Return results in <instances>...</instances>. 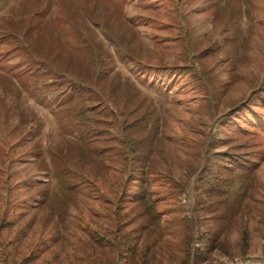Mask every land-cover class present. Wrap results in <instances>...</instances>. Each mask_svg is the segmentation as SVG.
<instances>
[{
	"label": "rangeland",
	"instance_id": "1",
	"mask_svg": "<svg viewBox=\"0 0 264 264\" xmlns=\"http://www.w3.org/2000/svg\"><path fill=\"white\" fill-rule=\"evenodd\" d=\"M0 264H264V0H0Z\"/></svg>",
	"mask_w": 264,
	"mask_h": 264
},
{
	"label": "trees",
	"instance_id": "2",
	"mask_svg": "<svg viewBox=\"0 0 264 264\" xmlns=\"http://www.w3.org/2000/svg\"><path fill=\"white\" fill-rule=\"evenodd\" d=\"M49 58L50 57L48 56V65H51L50 64L51 59L49 60ZM60 74L64 75V73H60ZM68 84H70V83H68ZM78 86L80 87L79 89L81 90V92L79 94L78 100H76V103H74L73 105L71 104L72 109H74V111H72V118L71 119L74 120V118H76L77 120L73 121V122H77V123L85 122V121H88L90 119L91 120L93 119V121H96V122H99V121L102 122V120L100 118H98L97 116H93L94 118H92L91 115H93V114L88 113V111L91 110L90 108H92V106H89L88 104L90 103L91 99L94 100V95H96L97 93H93V96H92V92L94 89L91 85L79 83ZM96 105H99V104H95L94 106H96ZM96 112L97 111H95V113ZM97 115L98 116L100 115L99 110L97 112Z\"/></svg>",
	"mask_w": 264,
	"mask_h": 264
}]
</instances>
